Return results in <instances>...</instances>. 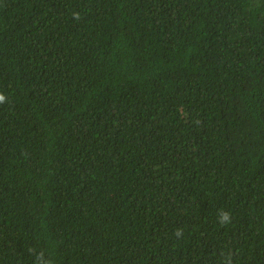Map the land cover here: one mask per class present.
<instances>
[{"label": "trees", "instance_id": "16d2710c", "mask_svg": "<svg viewBox=\"0 0 264 264\" xmlns=\"http://www.w3.org/2000/svg\"><path fill=\"white\" fill-rule=\"evenodd\" d=\"M0 93V264H264V0H0Z\"/></svg>", "mask_w": 264, "mask_h": 264}, {"label": "clouds", "instance_id": "9594fccd", "mask_svg": "<svg viewBox=\"0 0 264 264\" xmlns=\"http://www.w3.org/2000/svg\"><path fill=\"white\" fill-rule=\"evenodd\" d=\"M6 96L3 93H0V103L5 102ZM219 223L224 225L230 221V213L227 211H222L218 217ZM179 231L177 232V235H179ZM34 264H53V261L46 257L43 252H36L35 253V259Z\"/></svg>", "mask_w": 264, "mask_h": 264}]
</instances>
